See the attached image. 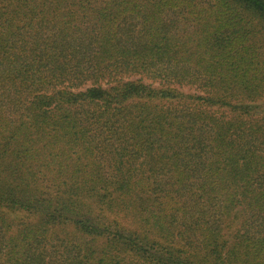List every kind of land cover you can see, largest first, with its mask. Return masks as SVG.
Masks as SVG:
<instances>
[{
    "label": "trees",
    "instance_id": "1",
    "mask_svg": "<svg viewBox=\"0 0 264 264\" xmlns=\"http://www.w3.org/2000/svg\"><path fill=\"white\" fill-rule=\"evenodd\" d=\"M0 264H264V0H0Z\"/></svg>",
    "mask_w": 264,
    "mask_h": 264
}]
</instances>
